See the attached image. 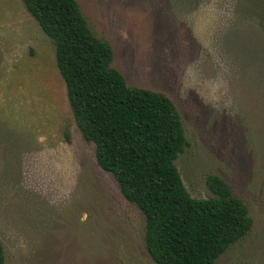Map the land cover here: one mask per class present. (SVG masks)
Returning <instances> with one entry per match:
<instances>
[{"label":"rangeland","instance_id":"rangeland-1","mask_svg":"<svg viewBox=\"0 0 264 264\" xmlns=\"http://www.w3.org/2000/svg\"><path fill=\"white\" fill-rule=\"evenodd\" d=\"M131 86L165 93L188 146L189 194L223 178L252 227L214 264H264V0H77ZM145 217L76 125L55 46L0 0V242L6 264H156Z\"/></svg>","mask_w":264,"mask_h":264},{"label":"trees","instance_id":"trees-1","mask_svg":"<svg viewBox=\"0 0 264 264\" xmlns=\"http://www.w3.org/2000/svg\"><path fill=\"white\" fill-rule=\"evenodd\" d=\"M22 1L55 46L74 121L97 164L144 215L150 257L156 264H214L248 234L252 218L218 175L206 177L210 196L189 194L175 164L188 146L175 103L127 83L112 65L113 47L95 35L77 0Z\"/></svg>","mask_w":264,"mask_h":264}]
</instances>
